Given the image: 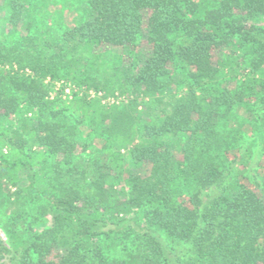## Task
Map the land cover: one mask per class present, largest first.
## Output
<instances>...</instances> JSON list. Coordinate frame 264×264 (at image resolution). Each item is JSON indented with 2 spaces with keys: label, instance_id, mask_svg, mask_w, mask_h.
Returning <instances> with one entry per match:
<instances>
[{
  "label": "trees",
  "instance_id": "16d2710c",
  "mask_svg": "<svg viewBox=\"0 0 264 264\" xmlns=\"http://www.w3.org/2000/svg\"><path fill=\"white\" fill-rule=\"evenodd\" d=\"M3 1L10 25L26 19V0ZM26 30L0 43V64L9 65L0 121L16 117L0 126V184L44 198L49 225L30 226L26 238L17 217L4 228L19 264H119L110 239L131 244L134 264H264V197L244 175L251 148L237 167L225 164L242 137L238 126L225 129L235 110L264 125V0H87L86 17L55 39L29 21ZM46 78L85 94L116 86L135 95L134 114L106 135L91 177L71 164L72 125L66 135L57 119L27 116L48 106ZM138 96L150 100L139 110ZM77 104L97 122L108 110L97 98ZM191 187L217 190L204 202Z\"/></svg>",
  "mask_w": 264,
  "mask_h": 264
},
{
  "label": "rangeland",
  "instance_id": "374dc122",
  "mask_svg": "<svg viewBox=\"0 0 264 264\" xmlns=\"http://www.w3.org/2000/svg\"><path fill=\"white\" fill-rule=\"evenodd\" d=\"M215 0H203L204 6H209ZM26 7L30 11L26 14V19L21 21L17 26L10 25L6 17L9 13L7 5H4V1L0 0V43L6 46L15 44L26 30V23H31V30L33 32L40 33L45 32L50 39L58 37L66 28H69L86 17L87 0H26ZM110 49V50H109ZM107 55L111 56L116 49L109 48ZM8 64H0V72L8 68ZM16 67V66H14ZM106 75V74H105ZM102 79V75L100 76ZM104 79V78H103ZM63 79L50 80L46 78L43 80L47 86L46 99L49 104L46 108L38 110L33 108L27 112L28 117H38L41 119H57L60 123H64L62 130L64 134L68 135L71 131L69 125L73 126L74 135H68L69 138H73L76 143L75 151L72 156L71 164L75 166V169L83 170L84 176H90L94 174L93 163L101 157V149L105 146L108 147V140L106 135L114 132L115 130L124 129L122 120L124 121L127 115H133L134 111L128 108L129 102L135 96L128 94L127 92H121L116 86L112 87L113 92L99 91L94 93L93 90H87L86 94L83 90L74 85L70 80H67L72 85L71 95H65L60 87V82ZM100 93V94H99ZM94 95V97L92 96ZM97 98L99 103L104 105L108 110L103 113V119L97 122L90 112H84V109L77 104L79 98ZM150 101L147 97L138 96L136 109L143 108L142 104ZM114 106L113 108H110ZM164 106V105H163ZM162 107V104L158 105V109ZM166 109H168L166 107ZM56 111L54 116L49 114V111ZM90 110V109H89ZM160 111V110H159ZM235 117L233 121L225 128L230 130L229 135L235 134L231 130L236 128L240 131L242 136L239 140V147L235 150L232 149L228 160L225 164L229 169L240 161V154L250 147L249 157L244 168V175L246 181L251 182L254 185H258V189L262 192L264 197V189L262 183H264V125H258L256 121L241 122L240 119L250 117L246 109L241 107L235 110ZM102 116V115H100ZM53 117V118H52ZM15 115H11L9 118L0 121V126L8 123L15 124ZM237 121V122H236ZM237 123V124H236ZM241 123H244L242 126ZM111 125H115L114 128ZM240 125V126H239ZM126 127V126H125ZM185 139V136L178 135L175 137V149L179 148L181 142ZM105 145V146H104ZM235 151V152H234ZM234 152V153H233ZM235 162L229 161L236 156ZM230 159V160H229ZM48 162L52 161V157H47ZM233 165V166H232ZM241 166V165H240ZM148 170V169H147ZM232 174V173H231ZM231 175H229L230 177ZM225 183V179L223 181ZM0 184V238L2 240V249L0 250V264H19V252H15L9 248L4 228L9 226L12 219L17 217L16 228L21 231V237L26 238L30 232V226L47 228L48 223L44 214H42L40 206L44 203V198H34L32 193L22 196H15L8 193L7 190ZM11 188L10 191H12ZM198 190L195 187H191V191ZM217 189L213 187L202 188L198 190L199 197L205 202L207 201ZM185 195L187 192L182 190ZM114 204H116L114 202ZM169 241V240H168ZM172 243V241L170 242ZM109 247L106 249L110 258L115 259L119 264H134L132 261L133 253H129L128 249H131V244L123 243L119 239H110L107 241ZM177 248H185V245L177 242H173Z\"/></svg>",
  "mask_w": 264,
  "mask_h": 264
},
{
  "label": "built area",
  "instance_id": "2783aa9c",
  "mask_svg": "<svg viewBox=\"0 0 264 264\" xmlns=\"http://www.w3.org/2000/svg\"><path fill=\"white\" fill-rule=\"evenodd\" d=\"M60 87H61V90L62 92L65 94V95H71V92H72V85L67 81H61L60 82ZM100 94V93H99Z\"/></svg>",
  "mask_w": 264,
  "mask_h": 264
}]
</instances>
